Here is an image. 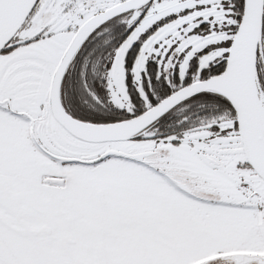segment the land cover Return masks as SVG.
Masks as SVG:
<instances>
[{"label": "snow or ice", "instance_id": "obj_1", "mask_svg": "<svg viewBox=\"0 0 264 264\" xmlns=\"http://www.w3.org/2000/svg\"><path fill=\"white\" fill-rule=\"evenodd\" d=\"M0 264H264V0H0Z\"/></svg>", "mask_w": 264, "mask_h": 264}]
</instances>
